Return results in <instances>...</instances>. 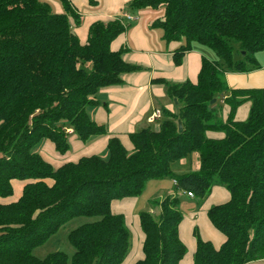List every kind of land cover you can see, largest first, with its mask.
<instances>
[{"label": "trees", "instance_id": "1", "mask_svg": "<svg viewBox=\"0 0 264 264\" xmlns=\"http://www.w3.org/2000/svg\"><path fill=\"white\" fill-rule=\"evenodd\" d=\"M58 1L61 13L41 0H0V200L13 196L12 181L24 183L16 201L0 203V264H121L130 233L111 203L137 198L148 182L164 178L173 181L174 195L151 200L150 211L138 213L143 258L134 264H178L186 253L178 239L180 202L193 198L199 207L214 186L225 188L229 200L206 215L225 240L215 249L194 230L193 264L264 261V88L229 89L224 80L226 73L259 68L264 0H131L132 11L162 10L151 26L162 30L166 43L179 44L175 66L192 43L210 49L216 60L202 59L195 84L153 80L179 111L163 109L156 130L129 134L130 152L110 137L106 158L91 155L53 168L38 145L48 141L64 155L71 136L85 144L107 135L89 109L100 106L101 89L142 70L124 62V46L111 50L128 28L122 17L91 23L81 44L73 31L81 16L70 0ZM246 102L247 118L236 121ZM223 105L229 108L224 120ZM207 132L223 137L210 139ZM192 154L197 172L174 175L171 164ZM79 217L94 220L68 233L72 255H33Z\"/></svg>", "mask_w": 264, "mask_h": 264}, {"label": "crops", "instance_id": "2", "mask_svg": "<svg viewBox=\"0 0 264 264\" xmlns=\"http://www.w3.org/2000/svg\"><path fill=\"white\" fill-rule=\"evenodd\" d=\"M93 1L95 2V7H90L87 0H70L72 6L81 18H85L83 26L76 27L73 30L81 44L86 42L87 30L91 23L95 21L107 22L123 17L125 13L122 12V8L124 4H128L131 0ZM55 7L57 10L56 13H60L59 7L57 5ZM142 12L148 15L155 13V11L152 13L151 10ZM160 17H155L150 22L149 19L145 22L140 17H133L135 20L130 22L135 21V25L130 31L126 30L125 33L118 36L111 44L112 51H117L124 46L127 49L122 57L124 62L139 66L142 70L124 75L122 77V85L103 88L99 91L98 95L102 99L101 105L100 107L91 108L89 113L93 121L106 126L107 135L92 138L85 144L77 141L75 136H71L69 138L70 150L64 155L57 154L52 144L45 141L42 148H38V153L43 158L46 151L48 155L45 156L48 158L43 159L51 164L53 168H57L67 162H76L81 157L91 155L99 156L100 153L106 151L107 140L110 137L118 138L124 148L130 152L132 146L130 145L128 135L133 133L134 128L138 124L142 122L149 124L147 120L154 111L166 109L175 113L172 103L173 100L165 94L163 85L154 83L153 80L164 79L170 83L189 81L195 84L201 68L202 59L213 61L212 58H208L204 52H201L199 48L191 47V50L186 52L182 58V63L179 66H175L172 54L173 50L179 44L166 43L163 40L162 30L160 35H157L156 46L151 47V39L144 33V29L145 27L153 29L151 26L152 23ZM128 39L130 42L132 41L131 43L135 47L133 50L129 48ZM255 57L259 64L258 69L248 73L225 74L224 80L229 89L264 88V55H258L257 57L256 54ZM156 100H159L163 105L161 108L154 107ZM98 102L100 101L98 100ZM175 105H177L176 102ZM249 106L250 104L247 102L239 106L235 112L234 119L236 121H244L248 116ZM228 113V106L223 105L220 113L223 120L226 119ZM158 121L159 119L156 122ZM157 127L158 125L154 129L156 130ZM206 137L210 139H221L223 134L207 132ZM179 161L178 166L171 169L174 175H186L190 173L189 171L196 173L199 168L196 154H192ZM11 184L13 187V196L9 199L0 200V203L13 202L19 198L24 183L12 181ZM193 200V198L183 197L180 202L179 209L182 214V220L178 225V239L185 247L186 253L178 264H193V254L196 246L193 236L194 230H197L198 236L202 241L210 242L215 249H218L225 240L224 236L211 225L206 213L210 207L224 204L229 200L227 190L220 186L212 187L210 193L199 207H196ZM137 203L138 197L124 198L122 200L112 201L111 203L112 212L123 216L126 223L125 226L127 225L129 227V225H132L129 228V250L121 264H134L143 258L142 243L144 235L139 227V212L135 213ZM147 211H150V208ZM128 227L126 228L128 229ZM250 264H264V261Z\"/></svg>", "mask_w": 264, "mask_h": 264}, {"label": "rangeland", "instance_id": "3", "mask_svg": "<svg viewBox=\"0 0 264 264\" xmlns=\"http://www.w3.org/2000/svg\"><path fill=\"white\" fill-rule=\"evenodd\" d=\"M41 1L48 3L50 5V7H51L53 12H55V13L57 12L55 5H57L59 7V9H60L59 12L60 13L62 12L61 5H60V2L58 0H41ZM100 7H101V5H100ZM122 12L125 13V14H128V15L130 14V16H132V17H140L145 22H146L147 19H149V22H150V20L154 19L155 17H158V16L162 15V10L161 11H157L155 13H154V11H152V13H154V14H151V15H148L147 13L142 12V11H132V10L129 9L128 4H124V6L122 8ZM84 21H85V18L82 17L81 20H80V25L79 26H83ZM126 22L128 24L127 31H130V29L136 23L135 21L134 22L126 21ZM144 33L150 37V39H151V41H150L151 42V47L156 46L157 35H160L161 30L158 29V28L150 29L149 27H145ZM129 39H128L129 48L131 50H133L135 47L132 45V43H131L132 41L130 42ZM183 43H184V41H182V44ZM191 47L192 48H199L201 50V52H204V54L208 58H210V59L212 58V60H216V56L214 55V53L212 51H210L208 48H206L205 46H202V45L197 44V43H192ZM258 55H264V54H262V52H259V53H257V57H258ZM164 91H165V94H166L165 87H164ZM97 99L100 101V105H101L102 99H101V97L99 95L97 96ZM172 103H173V107L175 109L174 110L175 113H178L180 106L179 105H175L174 100H173ZM161 106H163V105L160 103V101L156 100L154 107L155 108H161ZM90 110H91V108L89 109V111ZM159 112H161V111H159ZM152 116H153V113L150 115L148 120L151 119ZM162 121H163V119L161 118L158 122H155V123L154 122L153 123L148 122L149 124H146L145 122H142V123L138 124L134 128L133 132L139 131V130L147 128V127H150V128L153 129L156 125H158ZM68 141H69V139H68ZM44 143H45V141H42L38 145V148H42ZM45 155H48V153H46V151H45V154H44L43 158L44 159L48 158ZM99 156L102 157V158H106L107 151H105L103 153H100ZM188 161H189V158H188ZM179 163H180V161L174 162L173 164H171V168L170 169L177 167ZM189 172L191 173V171H189ZM172 183H173V181H171L169 178L162 179L160 181H150V182H148L146 184L143 192L138 196V203L136 205L135 213L136 212L140 213V212H144V211L149 210L150 201L151 200L162 198V197L169 196V195H174V190H172V187H173ZM144 205H145V209H144ZM93 220L94 219H88V218H84V217H79V218H75V219L70 220L63 227H61L59 229V231L52 238H50L46 244H44L43 246L35 249L33 251V255L36 256L37 258H40V259L44 258L47 254H49L51 252H55V251H63L65 253H67L69 256L72 255L73 249H72V247L69 245V243L67 241L68 233L71 232L72 230L78 228L80 225L88 223V222H92ZM131 226L132 225H129V227H128L126 225V227H128V231H129V228H131Z\"/></svg>", "mask_w": 264, "mask_h": 264}, {"label": "built area", "instance_id": "4", "mask_svg": "<svg viewBox=\"0 0 264 264\" xmlns=\"http://www.w3.org/2000/svg\"><path fill=\"white\" fill-rule=\"evenodd\" d=\"M124 20L126 21H133L135 20V18H133L132 16L128 15V14H124L122 17ZM161 113L159 111H154L153 112V116L151 117V119L148 120V122L153 123L155 121H157L158 119H160ZM190 197L191 195L188 194Z\"/></svg>", "mask_w": 264, "mask_h": 264}, {"label": "water", "instance_id": "5", "mask_svg": "<svg viewBox=\"0 0 264 264\" xmlns=\"http://www.w3.org/2000/svg\"><path fill=\"white\" fill-rule=\"evenodd\" d=\"M177 123H178V131L181 132L182 128H181L180 122H177Z\"/></svg>", "mask_w": 264, "mask_h": 264}]
</instances>
